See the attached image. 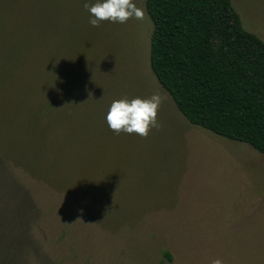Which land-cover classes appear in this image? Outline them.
Instances as JSON below:
<instances>
[{
    "label": "trees",
    "instance_id": "obj_1",
    "mask_svg": "<svg viewBox=\"0 0 264 264\" xmlns=\"http://www.w3.org/2000/svg\"><path fill=\"white\" fill-rule=\"evenodd\" d=\"M85 2L96 0H0V166L118 230L178 188L167 153H177L180 133L158 111L159 128L146 138L108 129L113 100L147 95L118 51L122 37L112 36L120 25L92 27ZM145 8L151 71L178 112L264 154V41L244 28L233 1L145 0Z\"/></svg>",
    "mask_w": 264,
    "mask_h": 264
},
{
    "label": "rangeland",
    "instance_id": "obj_2",
    "mask_svg": "<svg viewBox=\"0 0 264 264\" xmlns=\"http://www.w3.org/2000/svg\"><path fill=\"white\" fill-rule=\"evenodd\" d=\"M232 1L244 28L264 41V0ZM133 2L142 16L119 24V35L112 36L122 37L118 51L147 98L158 93V112L178 128L177 153H167L178 188L153 212L109 230L65 194L0 166L1 253L7 264H160L166 253L169 264H211L216 258L264 264V154L192 126L178 112L151 71L153 23L145 0Z\"/></svg>",
    "mask_w": 264,
    "mask_h": 264
},
{
    "label": "clouds",
    "instance_id": "obj_3",
    "mask_svg": "<svg viewBox=\"0 0 264 264\" xmlns=\"http://www.w3.org/2000/svg\"><path fill=\"white\" fill-rule=\"evenodd\" d=\"M83 8L88 13V23L92 27H99L101 22L124 24L131 18L139 19L142 10L137 8L133 0H96L95 3L85 2ZM161 103L158 93L146 99L135 97L113 100L104 116L110 131L135 134L146 138L151 129L159 128L157 111ZM211 264H224L221 258L213 259Z\"/></svg>",
    "mask_w": 264,
    "mask_h": 264
}]
</instances>
